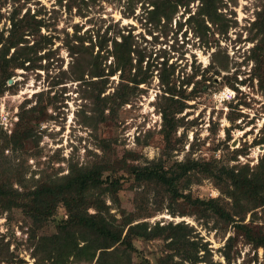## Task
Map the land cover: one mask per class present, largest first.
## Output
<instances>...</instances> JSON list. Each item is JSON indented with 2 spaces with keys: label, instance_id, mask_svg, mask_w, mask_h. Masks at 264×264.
Segmentation results:
<instances>
[{
  "label": "rangeland",
  "instance_id": "374dc122",
  "mask_svg": "<svg viewBox=\"0 0 264 264\" xmlns=\"http://www.w3.org/2000/svg\"><path fill=\"white\" fill-rule=\"evenodd\" d=\"M158 1L0 0V31L10 27L14 9L20 17L34 15L41 25L39 32L24 33V45L33 46L32 63L12 70L0 96V180L7 191L23 196L45 179L67 175L72 165L108 161L116 167L130 153L137 165L156 161L162 152L169 154L167 167L188 152L215 166L258 164L264 154V144H258L264 136V64L259 81L250 55L264 38L259 33L263 17L258 19L264 0H214L209 14L201 0H181L177 6L167 0L171 11L165 16L152 13ZM123 36L129 44L120 60L125 72L109 76L115 67L113 41ZM72 46L80 52L78 58L70 53ZM93 61L106 82L89 86L87 82L97 80L89 75ZM102 87L101 98L124 93L126 103L113 98L95 104L89 95ZM163 108L170 120L165 136ZM20 118L30 134L17 140L26 128L19 127ZM102 179L107 184L119 181L113 197L100 199L109 215L120 220L133 214L150 227L187 225L205 261L199 264H264L263 250L246 244L233 224L206 206L218 199L217 205L230 208L224 176L188 186L181 181L179 193L191 201H171L164 187L139 186L119 170L104 172ZM195 200L204 204L194 205ZM66 218L62 205L39 226L21 208H0V264H39L33 252L39 238L56 234ZM243 224L264 232V206L247 213ZM133 246V264H157L170 253L162 239L137 238ZM96 259L90 263L70 257L67 264H96Z\"/></svg>",
  "mask_w": 264,
  "mask_h": 264
},
{
  "label": "trees",
  "instance_id": "16d2710c",
  "mask_svg": "<svg viewBox=\"0 0 264 264\" xmlns=\"http://www.w3.org/2000/svg\"><path fill=\"white\" fill-rule=\"evenodd\" d=\"M201 2L204 12L209 14L214 0H201ZM157 3L152 13H158L160 16L171 11L169 1L159 0ZM179 3L181 0L174 1L175 6ZM28 14L27 12L20 17L19 9H14L8 19L10 27L5 31H0V96L6 81L12 76V70L22 66L24 62L32 63L29 54L33 50V46L24 45L26 42L24 33L28 31L33 34V30L39 32L41 25L34 15ZM261 16L263 17L262 21L260 20L262 28L259 33L264 35V9L258 12V19H261ZM32 26L34 28H31ZM69 49L70 53L77 54L74 57L78 58L80 52H76L73 46ZM128 49L129 44L126 37L123 36L122 39L113 41L111 55L114 58L115 67L111 66L109 76L117 71H120L121 77L123 76L125 67L120 66V60L124 61L122 55L128 53ZM262 52L264 55V38L253 47L250 55L255 62L253 76L259 78V81L261 79L258 71L264 64ZM93 60H96L95 57ZM90 67L89 75L97 80L87 82L89 86L97 85L94 83L96 81H99L100 84L106 82L103 81L106 80L103 78L106 75H102L95 62ZM125 80L122 78L121 86ZM93 92L89 95V99L95 104L99 100L105 101L106 104L113 98L123 104L128 99L124 93L101 98L103 87L96 91L93 90ZM164 97L167 101L173 100L171 97ZM165 109L163 108L160 112L164 136L170 123L168 111ZM22 120L20 118L17 123H19V127L22 125L26 128L17 137L13 136L17 140L28 138L30 134L28 125L24 124ZM169 128L172 132L174 127L171 125ZM258 144H264V136ZM167 156H169L168 153L162 152L156 161L145 165L135 164L136 156L133 153L116 162V167H112L108 161L80 167L72 165L67 175L53 181L45 179L35 187L28 189L23 196L17 191L14 193L11 190L7 191L6 186L0 180V208L3 210L12 207L21 208L25 214L31 217L32 222L39 226L54 214L59 205L63 206L67 212V218L57 227L58 232L40 237L33 250L39 259H37L39 264H43L46 260H51L52 264H67L70 257H73L77 262L84 260L91 263L97 258L96 264H133L130 253L135 251L133 240L137 238L146 241L162 239L166 242L170 253L159 258L157 264H199L205 261L198 256V248L190 237L192 229L187 225L179 223L160 226L157 223L150 227L146 221L138 222L142 217L133 214L123 216L120 220L109 215L108 206L100 199L106 194H111L113 197L119 188V181L115 180L107 184L102 179L103 173L109 170H119L128 177H132L135 184L139 186L153 183L158 187H164L171 194V201L178 198L191 201L187 195L179 193L177 185L181 181H184V186H188L190 183H198L204 178L221 179L224 176L229 184L226 193L231 200L230 208L226 210L221 205H217L218 199L208 201L206 206L219 219L233 224L236 233L243 237L246 244L251 245L255 250L262 249L264 261V232L259 229L258 231L251 230L249 227L251 223L243 224L247 213L264 206V154L254 168L249 167L248 164L232 167L228 165L215 166L213 162L191 158L192 155L189 152L183 160L175 161L167 167ZM21 197L22 199L25 197V200L30 199V201L21 204L19 201ZM192 202L194 205L204 204L200 200ZM90 208H94L95 212L88 213ZM232 241V237L227 240V249ZM224 251L225 257L229 258L228 251L226 249ZM144 264L149 263L146 261Z\"/></svg>",
  "mask_w": 264,
  "mask_h": 264
}]
</instances>
